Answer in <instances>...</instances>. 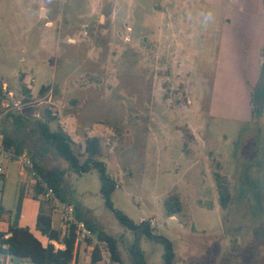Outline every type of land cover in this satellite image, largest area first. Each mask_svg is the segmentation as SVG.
I'll list each match as a JSON object with an SVG mask.
<instances>
[{
    "label": "rangeland",
    "instance_id": "1",
    "mask_svg": "<svg viewBox=\"0 0 264 264\" xmlns=\"http://www.w3.org/2000/svg\"><path fill=\"white\" fill-rule=\"evenodd\" d=\"M227 9L209 0H0V81L20 104L0 129L47 169L68 165L40 141L39 123L62 126L81 162L86 139L99 137L118 184L115 210L168 240L173 264H264V66L249 77L252 39ZM229 46L241 48L238 62ZM101 190L97 171L69 173L61 197L119 240L131 264L133 235ZM173 196L182 212L172 219ZM13 198L7 183L0 201ZM141 247L147 264H166L164 244L144 238Z\"/></svg>",
    "mask_w": 264,
    "mask_h": 264
},
{
    "label": "trees",
    "instance_id": "2",
    "mask_svg": "<svg viewBox=\"0 0 264 264\" xmlns=\"http://www.w3.org/2000/svg\"><path fill=\"white\" fill-rule=\"evenodd\" d=\"M49 88V86L44 87L42 92L44 93L45 91H48ZM9 116L10 115L8 114L4 118L8 121ZM17 119L19 120V118ZM7 127H2V129H0L4 136L6 147L15 149L18 155L26 153L21 142L17 141L8 134ZM39 133L41 134L40 141L43 145L53 148L68 165L67 169H47L41 164L37 158V154L30 151L28 156L35 171L50 187L55 190L60 200L68 202L61 197V193L69 173H74L80 176L84 173L97 171L101 180V192L105 200L106 207L112 210L121 224L133 233V243L130 246L131 264H147L144 251L141 247V242L144 238L164 244L166 247V264H173V247L168 240L155 235L149 224L145 223L140 226H136L121 211L115 210L111 197L113 192L118 188V184L108 174L106 164L101 160L102 140L99 137H89L86 139L85 160L84 162H81L79 157L74 152V142L71 136L62 126H59L56 130H51L48 124L39 123ZM35 190L39 196L43 195L42 189L38 184L35 185ZM74 206L76 208L77 219L83 221L87 227L90 228L95 235H97V240L106 245L108 256L111 261L115 264H125L119 250V240L97 229V226L94 225L92 221H89L81 212L79 204H74ZM20 210L21 206L19 207V211ZM166 212L169 217H175L177 214L182 212V205L178 197L173 196L166 201ZM36 230L43 237L47 238L50 241V244L44 246L29 228H21L17 222L10 226L7 232L0 231V257L29 259L33 264L74 263L76 259V247L81 241L80 236L76 234L75 227L68 229L65 234H63L61 230H57L53 227L51 215L41 211L37 217ZM8 234H10V236L6 237ZM84 240H87L91 247L92 257L90 264H101L103 257L101 255L99 245L94 243L91 239ZM51 242L62 244L65 246V249L57 250ZM92 243L94 244L93 246Z\"/></svg>",
    "mask_w": 264,
    "mask_h": 264
},
{
    "label": "crops",
    "instance_id": "3",
    "mask_svg": "<svg viewBox=\"0 0 264 264\" xmlns=\"http://www.w3.org/2000/svg\"><path fill=\"white\" fill-rule=\"evenodd\" d=\"M213 1L216 4L220 6H224L228 8V12L226 13V17L228 21L230 20L231 23L236 24H242L240 26L241 31L243 32V35H246V31L249 33V37L252 39V42H250V46L248 45L245 47V50L247 51V61L246 63L249 65V71L251 72V75L249 76L251 79L255 80L256 77L253 73L252 75V69L256 71H261L262 67L264 66V49L261 47L264 45V36H263V44L261 45L260 41H256L257 38V31L259 30L258 26L261 24L264 25V0H209ZM258 8L260 12H258ZM238 17V20H235L234 18ZM253 24H259L256 27ZM242 36V35H237ZM241 38V37H240ZM229 44V42H228ZM227 44V46H228ZM261 45V46H260ZM231 51V54L235 57V54L238 57L236 58V61L238 62L240 58V54L242 53H236L239 52V47H232L229 46ZM264 47V46H263ZM258 48L257 55L258 60L253 62V52L255 49ZM225 50V42H224V48ZM244 50V51H245ZM228 53V50H226ZM233 58V59H235ZM263 64V65H262ZM246 68L247 65H246ZM27 178L26 173L23 171L22 166L15 162V161H8L5 163V173L0 176V185L2 184V187H0L1 192L4 191L5 185L7 183H11L13 185V201L6 206L3 204L2 201H0V231L7 232L9 227L18 223L19 227L21 228H29L32 233L42 242L44 246H47L50 244V241L43 237L37 230H36V223H37V217L41 211H44L46 214L51 215L52 221H53V227L57 230H61L63 234L68 230L62 220L61 215L58 210H54L49 203H45L43 195L39 196L37 194V191L35 190V184L30 181V179ZM32 189V193H31ZM44 201V202H43ZM21 206V210L19 211V207ZM176 217V216H175ZM170 217V218H175ZM89 220V219H88ZM90 221V220H89ZM131 232V231H130ZM132 233V232H131ZM133 235V233H132ZM10 234H8L6 237H9ZM54 244L55 248L57 250H64L65 246L62 244H58L56 242H51ZM133 243V239L130 242V244ZM90 252L91 247L90 244L87 242V240H81L76 247V259L73 264H80L79 259L83 258L84 263L83 264H90ZM0 264H33L29 259H22V258H2L0 257Z\"/></svg>",
    "mask_w": 264,
    "mask_h": 264
},
{
    "label": "built area",
    "instance_id": "4",
    "mask_svg": "<svg viewBox=\"0 0 264 264\" xmlns=\"http://www.w3.org/2000/svg\"><path fill=\"white\" fill-rule=\"evenodd\" d=\"M8 85L0 81V123L1 120L13 110L19 109L20 104H13L14 94L9 91ZM15 161L22 166L24 172L28 173L35 185L42 189L43 198L49 204H52L60 213L61 220L67 229L75 227L76 234L80 240L91 239L99 245L103 258L108 257L106 245L100 243L90 228L76 217V208L74 204L60 200L55 190L50 187L43 178L35 171L32 162L26 153L18 155L13 148H7L5 139L0 130V176L5 173V163Z\"/></svg>",
    "mask_w": 264,
    "mask_h": 264
},
{
    "label": "clouds",
    "instance_id": "5",
    "mask_svg": "<svg viewBox=\"0 0 264 264\" xmlns=\"http://www.w3.org/2000/svg\"><path fill=\"white\" fill-rule=\"evenodd\" d=\"M201 17H202L203 22L205 24H209V23L213 22L215 19V15H214V12L212 10H207V11L202 12Z\"/></svg>",
    "mask_w": 264,
    "mask_h": 264
},
{
    "label": "water",
    "instance_id": "6",
    "mask_svg": "<svg viewBox=\"0 0 264 264\" xmlns=\"http://www.w3.org/2000/svg\"><path fill=\"white\" fill-rule=\"evenodd\" d=\"M143 224H144V222H143Z\"/></svg>",
    "mask_w": 264,
    "mask_h": 264
}]
</instances>
